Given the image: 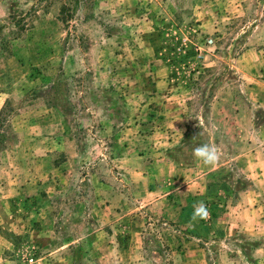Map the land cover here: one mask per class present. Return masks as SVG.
Wrapping results in <instances>:
<instances>
[{
	"label": "rangeland",
	"instance_id": "rangeland-1",
	"mask_svg": "<svg viewBox=\"0 0 264 264\" xmlns=\"http://www.w3.org/2000/svg\"><path fill=\"white\" fill-rule=\"evenodd\" d=\"M0 264H264V0H0Z\"/></svg>",
	"mask_w": 264,
	"mask_h": 264
},
{
	"label": "clouds",
	"instance_id": "clouds-1",
	"mask_svg": "<svg viewBox=\"0 0 264 264\" xmlns=\"http://www.w3.org/2000/svg\"><path fill=\"white\" fill-rule=\"evenodd\" d=\"M192 155L199 160L203 166H214L218 163L221 153L215 144H202L192 149ZM209 216L210 212L207 205L203 201H198L193 205L190 223L194 225L199 220L208 219Z\"/></svg>",
	"mask_w": 264,
	"mask_h": 264
}]
</instances>
